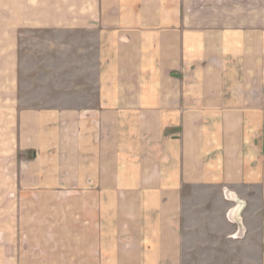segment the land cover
<instances>
[{"label":"crops","instance_id":"obj_1","mask_svg":"<svg viewBox=\"0 0 264 264\" xmlns=\"http://www.w3.org/2000/svg\"><path fill=\"white\" fill-rule=\"evenodd\" d=\"M0 159V264H264V0H0Z\"/></svg>","mask_w":264,"mask_h":264},{"label":"rangeland","instance_id":"obj_2","mask_svg":"<svg viewBox=\"0 0 264 264\" xmlns=\"http://www.w3.org/2000/svg\"><path fill=\"white\" fill-rule=\"evenodd\" d=\"M23 39H26V37H24ZM29 39V38H28ZM4 162L3 159H0V165H2ZM7 164H12V159H7ZM0 194L2 195V191H0ZM10 208V207H9ZM13 223L11 220H9V218H7L5 220L4 215H3V205H2V197L0 196V261H2V251H3V247L5 246V241H7V244L9 246H11L9 241V234L7 236L6 233H16V231H14L13 228ZM13 228V230H12ZM7 236V237H6Z\"/></svg>","mask_w":264,"mask_h":264}]
</instances>
